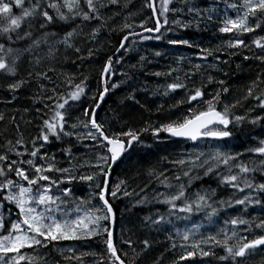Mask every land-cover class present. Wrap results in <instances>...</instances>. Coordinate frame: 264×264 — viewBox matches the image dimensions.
I'll list each match as a JSON object with an SVG mask.
<instances>
[{"label":"snow or ice","instance_id":"6c2138e0","mask_svg":"<svg viewBox=\"0 0 264 264\" xmlns=\"http://www.w3.org/2000/svg\"><path fill=\"white\" fill-rule=\"evenodd\" d=\"M174 2L175 0H145L144 6L151 9L148 19L153 21L152 26L148 25V19L141 20L138 25L135 22L127 23L131 17L129 13L122 26L116 28L110 25L127 10L128 2L0 0V77L10 81L6 84L0 82V90L12 93L14 100L17 99L18 91L36 84L33 103L43 104L46 117L39 125L38 134L29 140H25L15 116L11 117L10 124L15 126L18 135L14 140L6 138L0 142V204L6 201L14 204L18 210L15 220L11 219L10 212V226L0 215V264H52L49 258L51 253H41L45 249L57 250L61 241H96L103 246L102 253L93 250L81 252L79 255L73 247H68V255L64 256L66 264H83L85 256L93 257L94 264H141L148 251L158 242L147 237L134 240L132 236L135 233L128 228L121 232V247L118 249L114 242L113 226L117 217L112 201L120 199L129 201L130 207L126 205L129 210L155 204L166 206V212H149L140 218L141 223L135 227L149 235L153 232L164 233L170 250L174 251L177 247L185 249L184 254L179 256V261L199 254L201 257L213 258L216 264H242L256 251L264 249V234H256L264 233V219L257 222L256 218L247 216L249 207L261 206L264 209V200L259 198L264 196V182L255 183L253 179L256 171H264V140L259 141V146L247 149L248 153L262 157L258 163L252 160L251 167L248 162L240 159L244 153L233 154L220 147H213L207 152L181 153L178 159L168 161L171 168L164 171L158 170L160 162L149 166L146 175L151 179L139 192L130 190V180L137 179L140 175L138 162L131 165V168H137L131 177L112 183L111 173L115 166L131 159V150L135 145L145 146L142 141L143 134L150 132L153 138H159L163 132L170 137L193 142L201 138L223 140L233 135L229 130L230 125L237 127L245 122L255 125L264 121V115L250 117L257 108L264 112V90L257 91L264 84V71L257 73L256 79L250 82L240 100L228 104L223 97L230 89L225 86L224 80L215 81L209 75L207 83L202 81L199 87H188L186 81L199 74L201 64L193 65L192 70L185 73L183 80L176 75L173 82L157 85L153 90L154 95L161 97H169L180 89L189 93L186 99L169 106L166 123L157 126L145 121L143 127L133 129L123 120V114L116 110H112L110 115L106 114L103 119L98 118V109L110 89L121 86L120 83H111V80L117 75L116 66L121 65L124 60L119 54L134 50V44L129 43L131 38L145 40L150 37L143 33H155L151 38L161 40L164 38V30L172 31V26L188 28L195 23L199 29V24L205 19H213L214 9L202 12L190 6L191 0H183L188 14H195L193 20L176 18L170 21L169 14L175 15L183 11L170 7ZM112 8L119 10L109 15L108 10ZM227 8L235 10L237 15L235 18L223 19L218 31L236 35L216 49H200L201 59L207 60L210 56L215 58L210 67L217 71L220 70L219 63H228L227 60L221 61L218 52L234 56L255 46V49L264 53V35L256 36L250 43H246L243 38L244 34L255 33L257 29L264 31V0H240L239 3L227 4ZM14 9L19 10L18 14ZM253 19L256 20L255 25L250 24ZM136 27L141 31H133ZM105 32L109 38L113 34H119L121 38L118 41L119 46L113 55L104 60L99 71L102 90L89 97L95 107H84L81 116L76 117L75 122L69 123L73 119L75 106L82 105L84 98L88 96V77L81 79L76 74L60 72L54 79L51 74L56 72L57 67L68 62L69 53L76 57L71 63L78 68L84 62L98 57L103 45H95ZM168 43L198 47L188 39H173L168 40ZM85 49L87 55H84ZM154 55L159 57L162 53L157 51ZM243 60H256L264 64V54L244 55ZM145 62L146 57L140 56L138 64L141 68ZM24 63L28 68L26 75L21 76L20 69ZM130 68L135 70L136 65H131ZM179 71V68H170L168 72H155L151 75L169 78ZM119 75L127 77L128 80L132 78L123 71ZM214 82L219 87L214 94L208 93L211 98L205 100L207 85ZM49 84L52 85L51 88L48 87ZM97 95L99 100L96 99ZM126 99L135 101V95L129 94ZM249 99L256 102L255 106L249 108L244 115H236L235 109L242 108ZM7 103H11V100ZM135 103L138 104L139 101ZM194 103L203 104V109L199 106L193 107ZM183 105H187V113L171 119L172 111ZM24 111L27 112L28 109ZM156 112L163 114V105L158 106ZM5 119V114L0 113V124ZM7 134V128L0 131V137H7ZM65 138L69 142L75 138L78 143L85 139L90 140L91 155L75 157L74 146L69 143V147L60 150L67 164V167H61L56 154L50 155L47 146L53 140L63 143ZM161 160H167V157ZM169 170L174 173L172 176L167 174ZM82 172L87 174H81ZM53 173L60 178L54 179L51 175ZM205 178L214 180L217 188L202 186L194 192L191 191L197 181ZM77 181L87 182L86 197L76 196ZM153 182L164 190L153 189L149 193L148 189ZM220 188L231 189L233 195L227 200H217ZM236 206L242 207L239 215L224 220L215 234L196 239L202 225L193 222L195 215L203 214L209 225H213L214 218H218L222 210ZM181 223L185 224L184 228L178 226ZM249 235L254 238L249 239ZM137 245H140L139 251ZM204 245H209V250H204ZM124 246L131 252L124 251ZM188 248L191 250H187ZM216 248L222 249L223 254L218 255ZM64 251L65 249H60L62 255ZM160 260L161 257H157L152 264H157ZM173 264L178 262L174 261Z\"/></svg>","mask_w":264,"mask_h":264},{"label":"trees","instance_id":"16d2710c","mask_svg":"<svg viewBox=\"0 0 264 264\" xmlns=\"http://www.w3.org/2000/svg\"><path fill=\"white\" fill-rule=\"evenodd\" d=\"M128 2V8L126 11L135 12L137 11L138 5L143 4L145 5V0H121V4ZM239 3L240 0H191V5L195 8L201 10L202 12H207L209 9H214L212 12L213 19L212 21H207L206 19L199 24V29H197L196 24L193 23L191 27L180 29L177 26L173 27V34L167 33V30H164V38L161 39L162 46L160 48V40H156L154 38L146 39L145 41H140L137 46H134V50L131 53H124L121 52L119 55L124 57L123 63L121 65L116 66L117 75L112 78L111 83H120V87L117 89H110V92L107 98L103 101L102 106L98 109L99 119L105 118L106 114H111L112 110L119 111L123 114V120L127 121L128 127L133 129H139L144 126L145 121L150 123H155L157 126L160 123H166L167 118L169 116V106L176 104L178 100L186 99L185 90H177L174 93H171L169 97H161L159 95H154L153 90L156 88L157 85H163L166 83L173 82V78L176 75L181 77L183 80L185 73H188L192 70V66L196 64H201L196 62L195 55H201L200 49H216L220 44L226 42L230 39H233L236 34L234 33H219L218 28L221 26V21L226 17L235 18L237 12L231 8H227V4L229 3ZM174 4L177 5V9H183L182 12H177V14L183 18L184 21L193 20L191 15L188 14L187 6L183 3V0H175ZM115 9V8H112ZM109 9L108 12H115ZM17 9H14V12L18 14ZM126 11L122 14L127 15ZM143 13L146 18L148 19L151 16L149 8L144 6L143 10L137 12ZM110 15V14H109ZM137 18H139L137 16ZM152 21L148 19V25L152 26ZM256 20L253 19L250 21L251 25H255ZM139 23H137L138 25ZM110 27H114L112 24ZM137 28V27H136ZM88 29H86L87 31ZM258 35H264V31L257 29L255 33L244 34L243 38L245 39L246 43H250L252 39H254ZM121 38L119 34H113L110 38L107 32L100 36L99 41L95 47H100L102 44L103 47L101 48L98 57H94L90 61L84 62L79 68L76 67L71 63L72 60H75L76 57L69 53V59L66 64L62 67H57L56 72L52 73L51 75L55 79L56 76L60 72H66L69 74H76L80 76L82 79L84 76L88 77L87 80V93L88 96L84 98V103L82 105H76V110L72 112V117H80L84 107H94L95 105L91 103L89 97H91L94 93H97L99 90H102V85L100 84L99 79V71L102 68L104 60L107 59L109 55L115 50L118 45V41ZM181 40V39H188L192 41L198 47H188L190 51H181L180 46L181 44H169L168 40ZM152 42V46H147L148 42ZM163 40L166 41L167 44L163 43ZM130 40V44L133 43ZM142 42V43H141ZM81 42H78V44ZM81 46H83L81 44ZM91 46V45H90ZM161 52L162 55L157 57L155 56V52ZM191 54V60L189 55ZM264 54L261 53L258 49H255V46H252L251 50H242L240 54L234 56L225 55L223 52H218L217 55L220 56L221 61L227 60L228 63H219L218 68L220 69L217 71L210 67L211 64L204 65L201 64L202 67L200 69L199 74L195 75L193 78L186 81L189 88L192 87H199L201 82L207 83V77L209 75L214 77L215 81L224 80L225 86L230 89L229 93L223 97V100L231 104L234 100H240L241 97L245 94L247 87L249 86L250 82L256 79V75L258 72L264 71V64H260L256 60H248L244 61V55H260ZM84 55H87V50L85 49ZM140 56L146 57V62L143 68L140 67L138 61ZM183 57V59H181ZM208 59H212L215 62L214 57H208ZM131 65H136V69L132 70L130 68ZM240 66L239 68L237 66ZM27 64L24 63L21 65L20 75L25 76L27 72ZM176 69L179 68L180 71L173 73V77L165 78L164 76L156 77L151 75V73L155 72H168L169 69ZM127 72L129 76H131V80H128L127 77L119 75L120 72ZM227 73V75H225ZM19 78V77H18ZM0 82L8 83L10 81L5 80L4 78L0 77ZM79 82V81H77ZM49 88L52 87L51 84L48 85ZM219 85L217 83L208 84L206 88V94L204 99H210L211 97L208 93L214 94ZM36 84H31L22 90L16 93L17 99H12V93L7 91L0 90V113H4L6 116L5 121L0 124V131H3L5 128L8 129L7 137H0V142H2L6 138H12L13 140L18 135L15 131V126L10 124L11 117L15 116L16 121L20 124V131L25 134L29 129L32 127H36L37 132L34 136L38 134L39 125L42 123V119L46 118L44 116V106L42 103H33V98L36 94ZM135 90V91H134ZM264 90V84L260 85V88L257 91ZM129 94L135 95V101H139V103H135L133 100H128ZM98 99V95L96 97ZM11 100V103H7V101ZM123 101V103H121ZM252 99H249L246 103L248 104L251 102ZM163 105V114H158L156 109L158 106ZM197 105V104H193ZM203 106V104H201ZM223 105H221L222 107ZM24 109H28L27 112ZM37 109H40L37 112ZM241 108L235 109L236 112H239ZM187 113V105L181 106L178 110H173L171 113V119H176L177 116ZM241 114H245V112L240 111ZM74 121V120H71ZM31 122V123H29ZM75 122V121H74ZM263 122V121H262ZM259 127L250 124L244 123L240 126L233 127L229 126V130L233 133L231 137L233 140L236 139L239 141L241 139V143L244 142H251V138H247L245 136H252L256 133ZM127 130V129H125ZM161 138H165L162 140ZM169 138L166 133L161 132L159 138H153L151 133L143 134L142 141L145 146H138L136 149L135 154L129 160L127 166L123 169L124 170V177H131L133 172L139 169L140 175L139 178L133 180H140L142 187L146 184H149V180L151 179L146 175V170L149 166L156 165L157 162H160V166L158 167L159 171H164L165 169H170L171 166L169 165L168 161L172 160V157L176 155L173 152L172 147H170L166 140ZM86 140V139H85ZM85 140L80 143H85ZM174 141H179L175 140ZM70 143H75L70 141ZM150 147H146L149 146ZM56 149V145L52 146ZM167 157V160H161V158ZM138 162V164H137ZM137 164V168H131V165ZM118 166H115L112 173L117 169ZM171 170L168 171V175H170ZM131 180V181H133ZM211 183L212 185H217L214 180H208L205 178L203 181H197L195 185L198 187L208 185ZM151 187H158V185L153 182L150 186ZM148 189V190H149ZM262 200H264V196H260ZM2 199V197H0ZM120 202H122L120 204ZM114 205V209L116 212V226L120 215H125L128 217H143L144 215L148 214L149 212H155L156 210L165 211L166 206L155 204L154 206H147V207H137V208H126V205H129V201L125 199L117 200V202H112ZM121 205V207H120ZM130 207V205H129ZM17 209L14 204H10L8 202H3L0 204V215H2L5 220L8 222L9 226L11 221L8 220L9 214L11 212V219L15 220ZM253 212V215H252ZM249 214V215H248ZM221 218H223V214H220ZM247 215L250 218H256L257 222L259 219H264V209L261 206L257 207V210L252 207V210L247 212ZM195 217L201 218L202 214H198ZM224 217L226 215L224 214ZM116 231V230H115ZM116 234V233H115ZM256 234H264L257 232ZM138 240H143L146 237L152 241H156V245L148 251L146 254L145 262L141 261V264H152L153 261L157 260V257H161V260L157 262V264H169L166 260H162L161 254L167 252L169 249L170 244L166 241L165 234L160 233L157 234L155 232L151 233L150 236L144 234V232L137 231L135 234ZM117 235H114V240ZM157 238V239H156ZM249 239L254 238L252 235L248 236ZM118 249L120 248L117 245ZM166 246V247H165ZM100 247V253L103 252V246ZM164 248L163 252H158V248ZM137 248L140 249V245H137ZM130 250V249H129ZM260 254H257V257L253 259L256 264H264V250H258ZM192 264V263H190Z\"/></svg>","mask_w":264,"mask_h":264},{"label":"rangeland","instance_id":"374dc122","mask_svg":"<svg viewBox=\"0 0 264 264\" xmlns=\"http://www.w3.org/2000/svg\"><path fill=\"white\" fill-rule=\"evenodd\" d=\"M128 1H133V0H128ZM190 6H193V5H190ZM170 7L176 8L175 6H173V4H171ZM143 9H144L143 4H139L137 11H135V12L126 11L127 15L122 14L119 18L115 19V21L112 23V25L116 28H119L120 26H122V24L125 22V16H128L129 13L131 14V17L127 20V23L135 22V24H137V23H140L141 20H146L147 18L143 13H141V14L138 13V15H137V12L140 10H143ZM115 10L116 9H112V11H115ZM108 14H111V12H108ZM194 15L195 14L193 13L191 15V17L193 18ZM137 16L139 18H137ZM169 18H170V21L172 19H176V18H179L181 20H185V18L179 16L177 13L175 15L170 14ZM178 28H180V27H177V31L175 30V32H178ZM180 29H183V28H180ZM167 33L173 34L174 32L172 30V31H167ZM152 42H153V40L148 42L147 46L153 47ZM159 43H160V48L162 46H164L162 44L161 40ZM163 43L167 44L165 40H163ZM131 44H134V42ZM186 48H187L186 45L180 46L181 51H183V50L184 51H190L189 49H186ZM188 55H189V58L191 60L192 55L191 54H188ZM195 56H196V62H199L201 64L207 65V63L208 64L214 63L212 59L203 60V59H201V55H195ZM255 104H256V102L254 100H252L248 104L246 103V105H244L241 108L242 112H246L249 108H253L255 106ZM192 106L193 107L199 106L201 108V110L203 109V106L201 104L200 105H192ZM240 111L239 112L235 111V114L236 115H244V114H241ZM257 115H264V112H261L257 108L255 111H253L250 114V117H254ZM72 120L75 121V118H73ZM74 121H69V123H73ZM257 127H259V129L256 131V133L254 135L245 136L247 138H251V142H247V143L246 142L241 143L240 140L238 141L236 139L231 141L230 137L225 138L223 140H216L213 138H202L201 140H198L195 142H193V141H188V142L187 141H178L177 142V141H174L173 138L169 137V138H167L166 143L170 147H172L173 152L176 153V155L172 157V160L178 159L179 154H181V153H190V152H199V151L207 152V151H210L213 147H220L224 151H230L233 154L244 153V155L241 156L240 159L244 162H248L249 166L251 167L252 165L250 162L252 160H256L258 163L259 160L262 159V157H260L258 154H250L247 152V149L259 146V144H257V143L260 140H264V121L262 122V124L258 125ZM36 132H37L36 127H32L27 132H25V134L23 136H24L25 140H29L31 137H34ZM161 139L164 140L165 138H161ZM71 141L72 142L75 141V143L71 144L69 142L68 138H65V141L63 143H59V142H56L53 140L47 146L48 153L50 155L52 153L56 154V159L61 162L60 163L61 167H67V164L64 162V157H63L60 150L63 148L69 147V143L72 146H74L73 155L75 157L83 158L85 156L91 155V153L89 152V149L91 148V141L90 140H85V143H80L79 145H78V142L76 141L75 138H72ZM82 142H83V140H82ZM232 142H235V144H237L236 147H233ZM54 145H56V149H54V147H52ZM138 146H141V145H135L133 147V149L131 150V153H132L131 157L135 154ZM29 147H30V145H29ZM13 158H15V157H13ZM26 158L27 157H25V159ZM128 162H129V160L126 161V163H124V164H118L117 165L118 166L117 169L111 174L112 183H115L118 179L125 178L123 169L127 166ZM170 173L171 174L169 176H172L174 174L172 171H170ZM81 174H87V173L82 172ZM51 175L53 176L54 179L60 178L58 174L53 173ZM253 179H254L255 183H261V181L257 180L256 176H253ZM77 182H79V181H77ZM80 183H83V184H77L76 183V193L75 194H76V196H79V197H86L88 195V184H87V182H80ZM140 183H141L140 180L139 181L138 180H133V181L130 180V190H135L136 192H139L140 189L144 188V187L140 186L141 185ZM209 186L211 188H217V185H212V184L206 185L203 187H209ZM198 188H201V187H199V186L197 187L196 185H194V187L191 189V191L194 192ZM153 189H157L159 191L164 190L162 187H151V189L148 190L149 193H151ZM232 195H233V193H232L231 189L220 188L218 190V195H217L216 199L217 200H220V199L227 200ZM237 198H239V195L237 196ZM112 202H117V200H113ZM121 203L122 202H120V204ZM120 207H121V205H120ZM249 210L250 209H248V211ZM160 212H162V211H160ZM164 212H166V211H164ZM241 212H242L241 206H236L235 208H229V209L222 210V213L225 214L227 217L225 218L222 216L223 218H221L220 217L221 215H219L218 218H214L215 223L213 225H209L208 221L204 219L203 214H202L201 218L195 217L196 216L195 215L193 218V222L202 225L201 232L199 235H197L196 239L200 240V239H203L205 237H208L210 234H215L218 231V229L222 226L224 220H230L232 217L239 215ZM140 223H141L140 217H128L125 215H120L118 222H117V227H116V235H117L116 241H117V245L119 247H121L120 240H121L122 230L131 228L133 230V232L136 234L138 230L135 226H138ZM178 226L180 228H184L185 224L181 223V224H178ZM144 234L149 235L147 232H144ZM125 238H127V235L125 236ZM132 238L135 240L137 237L134 235V236H132ZM177 243L179 244V241ZM100 245H102V244L96 243L95 241H91L88 243H84V242H80V241H61V242H59V246H58L57 250L51 251V249H45V250H43L41 255H43L44 252H50L51 255L49 258L51 259L52 264H66V262L64 260V256L68 255V253L66 251V249L68 247H73L75 249L76 254L79 255L81 252H89V251H93V250L97 253H100V250H101L99 247ZM203 247H204V250L207 251V250H209L210 246L204 245ZM60 249H65V251L63 252V255L60 253ZM165 249L167 250V252H164V253H162L164 250V248H162V247L158 248L157 250H158V252L162 253L164 256H167L166 262L169 264H173L174 261H177L178 264H190V263H192V264H216V261L213 258L201 257L199 254H197L193 257H189L185 261H179L178 258L180 255L184 254L185 249H181V248L177 247L172 252L167 248H165ZM123 250L131 252V250H129L127 248V246H124ZM187 250H191V248H188ZM137 251H139L138 248H137ZM175 251H177V252H175ZM215 251L217 252L218 255L223 254V250L222 249L220 250V248H216ZM258 253L259 252L256 251L255 254L249 256L246 260H244L242 262V264H256L257 262H254L253 259L257 257ZM146 257H144V259L142 260L143 262H145ZM98 258L99 257H96V259H98ZM83 264H94V258L91 256L83 257ZM143 264H146V263H143Z\"/></svg>","mask_w":264,"mask_h":264},{"label":"water","instance_id":"95a60500","mask_svg":"<svg viewBox=\"0 0 264 264\" xmlns=\"http://www.w3.org/2000/svg\"><path fill=\"white\" fill-rule=\"evenodd\" d=\"M141 31V30H140ZM140 31H136V32H140ZM152 34H155V33H152ZM113 55V54H112ZM179 139H184V138H179Z\"/></svg>","mask_w":264,"mask_h":264},{"label":"bare ground","instance_id":"6f19581e","mask_svg":"<svg viewBox=\"0 0 264 264\" xmlns=\"http://www.w3.org/2000/svg\"><path fill=\"white\" fill-rule=\"evenodd\" d=\"M137 1V0H136ZM138 28V27H137ZM134 29H136V28H134ZM239 140H241V139H239ZM247 143V142H246Z\"/></svg>","mask_w":264,"mask_h":264}]
</instances>
